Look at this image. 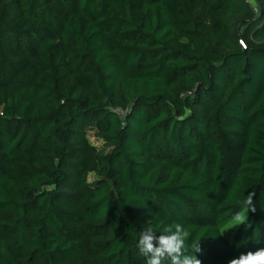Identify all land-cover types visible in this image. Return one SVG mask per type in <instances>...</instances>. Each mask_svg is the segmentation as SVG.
<instances>
[{
  "label": "trees",
  "instance_id": "trees-1",
  "mask_svg": "<svg viewBox=\"0 0 264 264\" xmlns=\"http://www.w3.org/2000/svg\"><path fill=\"white\" fill-rule=\"evenodd\" d=\"M175 223L264 248V0H0V264H146Z\"/></svg>",
  "mask_w": 264,
  "mask_h": 264
},
{
  "label": "clouds",
  "instance_id": "clouds-1",
  "mask_svg": "<svg viewBox=\"0 0 264 264\" xmlns=\"http://www.w3.org/2000/svg\"><path fill=\"white\" fill-rule=\"evenodd\" d=\"M250 193L244 202L255 211L253 197ZM235 219L240 220L239 214ZM190 232L181 223L168 226L163 232H157L151 226H145L140 232L137 248L146 258V264H202L195 253L201 251L199 241L193 240L189 244ZM191 249V251H189ZM229 264H264V248L255 252L242 253L238 258L232 259Z\"/></svg>",
  "mask_w": 264,
  "mask_h": 264
},
{
  "label": "rangeland",
  "instance_id": "rangeland-1",
  "mask_svg": "<svg viewBox=\"0 0 264 264\" xmlns=\"http://www.w3.org/2000/svg\"><path fill=\"white\" fill-rule=\"evenodd\" d=\"M86 137H87L88 140H89L93 145H95L96 147H99V146H100V142H99V140L93 137V131H88V132L86 133Z\"/></svg>",
  "mask_w": 264,
  "mask_h": 264
}]
</instances>
